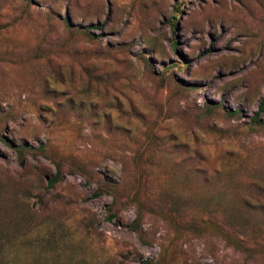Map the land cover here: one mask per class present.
Returning a JSON list of instances; mask_svg holds the SVG:
<instances>
[{"label":"rangeland","instance_id":"obj_1","mask_svg":"<svg viewBox=\"0 0 264 264\" xmlns=\"http://www.w3.org/2000/svg\"><path fill=\"white\" fill-rule=\"evenodd\" d=\"M144 260L264 264V0H0V264Z\"/></svg>","mask_w":264,"mask_h":264},{"label":"trees","instance_id":"obj_2","mask_svg":"<svg viewBox=\"0 0 264 264\" xmlns=\"http://www.w3.org/2000/svg\"><path fill=\"white\" fill-rule=\"evenodd\" d=\"M261 107H262V105L260 104L259 109H261ZM253 121L257 122L256 118H253ZM57 177H58V174H56L52 179H50V180L47 182L48 185H49V186L52 185V183L56 180ZM107 219L109 220L110 218L107 217ZM140 264H154V263H151V262H149V261H147V260H144V261H141Z\"/></svg>","mask_w":264,"mask_h":264}]
</instances>
